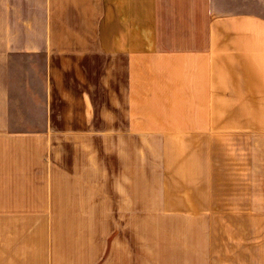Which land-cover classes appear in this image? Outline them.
Wrapping results in <instances>:
<instances>
[{"label": "crops", "instance_id": "0c3cea01", "mask_svg": "<svg viewBox=\"0 0 264 264\" xmlns=\"http://www.w3.org/2000/svg\"><path fill=\"white\" fill-rule=\"evenodd\" d=\"M229 1L0 0V264H264V167L211 182L214 129L264 126V18Z\"/></svg>", "mask_w": 264, "mask_h": 264}, {"label": "rangeland", "instance_id": "374dc122", "mask_svg": "<svg viewBox=\"0 0 264 264\" xmlns=\"http://www.w3.org/2000/svg\"><path fill=\"white\" fill-rule=\"evenodd\" d=\"M231 4L233 0H230ZM229 1V2H230ZM243 9L264 18V0H243ZM42 59L21 57L12 66V129L17 131H35L42 128L45 117ZM257 119L264 122V112H258ZM225 129L223 136L215 128L213 135L225 141L211 142L209 166L213 180L211 182L231 183L234 168L264 167V126L242 128L241 136ZM99 162L105 163L104 152ZM223 174H219L218 169ZM247 178V175H242ZM225 178V179H222Z\"/></svg>", "mask_w": 264, "mask_h": 264}]
</instances>
